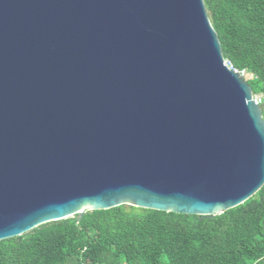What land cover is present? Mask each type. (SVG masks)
Returning a JSON list of instances; mask_svg holds the SVG:
<instances>
[{"label":"water","instance_id":"1","mask_svg":"<svg viewBox=\"0 0 264 264\" xmlns=\"http://www.w3.org/2000/svg\"><path fill=\"white\" fill-rule=\"evenodd\" d=\"M263 186V109L204 0H0V241L121 205L215 217Z\"/></svg>","mask_w":264,"mask_h":264},{"label":"trees","instance_id":"2","mask_svg":"<svg viewBox=\"0 0 264 264\" xmlns=\"http://www.w3.org/2000/svg\"><path fill=\"white\" fill-rule=\"evenodd\" d=\"M223 54L264 115V0H204ZM0 264H264V186L215 217L121 205L0 241Z\"/></svg>","mask_w":264,"mask_h":264},{"label":"built area","instance_id":"3","mask_svg":"<svg viewBox=\"0 0 264 264\" xmlns=\"http://www.w3.org/2000/svg\"><path fill=\"white\" fill-rule=\"evenodd\" d=\"M226 64H227V66L231 70L238 72L240 74V76L245 77V79H248L249 78L246 71H239V70H237L229 60H226ZM254 99L257 102V104H260L261 105V102H262V97L261 96L254 95Z\"/></svg>","mask_w":264,"mask_h":264}]
</instances>
